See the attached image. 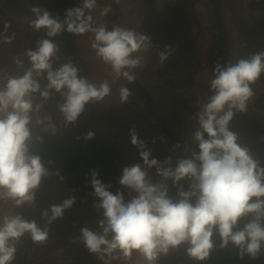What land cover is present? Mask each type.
Returning <instances> with one entry per match:
<instances>
[{
	"label": "clouds",
	"instance_id": "9594fccd",
	"mask_svg": "<svg viewBox=\"0 0 264 264\" xmlns=\"http://www.w3.org/2000/svg\"><path fill=\"white\" fill-rule=\"evenodd\" d=\"M96 10L105 17L112 7H101L98 0H80L61 19L46 8L32 6L34 18L29 27L43 35L34 49L22 54L27 66L21 55L12 57L20 74L0 69V264H13L25 236L34 244H46L50 226L77 202L71 194L41 209L40 222L16 211L36 206L44 179L52 175L61 182L65 179L59 169L50 171L54 161L46 166L33 151L34 144L43 143L35 130L55 135L60 126L75 125L89 105L111 95L113 83H133L135 70L145 67L144 54L159 48L143 32L98 22L93 14ZM10 27L4 22L0 44L15 41V32L8 35ZM64 33L91 34V49L110 69L106 78L97 82L81 75L73 57L62 54L56 40ZM174 51L171 45L158 51L159 63L164 65ZM221 60L213 62L209 95L194 113L197 127L184 142L175 166L172 156L154 157L133 128L130 143L140 160L122 169L118 183L124 190L113 192L112 184L102 182L96 169L87 174L93 189L88 195L93 197L98 219L94 228L81 227L75 242L83 244L101 264H158L180 249L196 264H204L217 251L234 250L240 260L259 259L264 254V160L231 128L234 117L247 112L255 96L254 85L264 76V51L225 63ZM131 95L127 86L119 87L122 104ZM53 100L59 123L45 114ZM94 137L95 132L89 130L83 139ZM180 148L178 142L171 151ZM169 181L176 189L174 194ZM6 207L10 210L4 211Z\"/></svg>",
	"mask_w": 264,
	"mask_h": 264
},
{
	"label": "trees",
	"instance_id": "16d2710c",
	"mask_svg": "<svg viewBox=\"0 0 264 264\" xmlns=\"http://www.w3.org/2000/svg\"><path fill=\"white\" fill-rule=\"evenodd\" d=\"M122 1L114 3L112 11L106 16L109 28L127 22L124 20L127 6ZM246 1L250 18L239 38L229 22L225 0H208L211 8L208 28L199 13L197 0L130 1L135 18L124 27L149 35L153 45H159L158 49L153 48L144 55L148 61V73L155 81L163 79L160 89L163 91L167 86L168 95H156L136 69L133 83L122 80V85L127 86L132 93L127 103L122 104L119 95L114 94L113 83L111 95L102 103L89 105L75 125L66 128L60 126L55 135L35 130V134L43 138V143L34 144L33 151L41 155L46 166L49 160L54 161L50 171L59 169L65 179L61 182L55 175L44 179L37 190L36 206L16 211L25 218H35L40 222L41 209L60 203L71 194L77 197V202L65 212L63 218L50 226L46 244H34L30 237H23L13 264H101L87 252L83 244L75 242L80 228H94L98 219V213L92 207L93 197L88 195L93 189L87 174L96 169L102 182L112 184L113 192L124 190L118 183L122 169L140 160L137 149L130 143V130L133 128L139 138L147 143L154 157L163 160L172 156L175 166L176 160L183 154L181 126H184L176 121L182 118L186 122H195L194 113L209 95L208 83L213 62L220 57H223L221 63L234 60L236 53L241 58L264 51V0ZM79 3L80 0H0V27L9 20L11 26H19L18 31L21 33L17 42L4 48L0 54V69L7 74H20L12 63V57L21 55L27 66V59L22 54L26 49H34L36 40L43 35L29 27V20L34 18L30 11L32 6L46 8L63 19L65 11ZM208 33L212 36L209 35L210 39L206 42ZM56 40L62 54L73 57L81 69V75L95 81L98 77L102 80L106 78L108 72L98 75L104 64L95 55L88 54L90 43L83 36L64 33ZM206 43L208 45L205 47ZM166 45H171L175 51L161 65L157 52L163 51ZM258 83L264 84V76L254 85L255 96L247 112L238 113L231 122V128L239 133L241 141L255 155L264 160V90H256ZM45 114L52 116L53 123L60 122L55 100L49 102ZM89 130L95 132V137L86 141L83 136ZM153 140L156 142L153 143ZM178 142L181 148L172 152L171 149ZM168 183L174 194L176 189L171 188V181ZM72 189H75L74 193ZM81 199L87 202L80 203ZM60 253L61 258H57V261L52 259L46 262L50 255L58 257ZM158 264L196 262L189 260L183 249H180L161 258ZM204 264H264V254L259 259L245 257L240 260L234 250L217 251Z\"/></svg>",
	"mask_w": 264,
	"mask_h": 264
},
{
	"label": "rangeland",
	"instance_id": "374dc122",
	"mask_svg": "<svg viewBox=\"0 0 264 264\" xmlns=\"http://www.w3.org/2000/svg\"><path fill=\"white\" fill-rule=\"evenodd\" d=\"M130 1L131 0H123L122 1V3L127 6V8H126V15L127 16L124 18V20H126L127 22H132L133 21L132 18H135V13L133 11H131V9H130V8H132ZM106 4H111V7H112V5L114 3L112 2V0H98L99 6L102 7ZM225 4H226L228 17H229V22L232 25V27L236 33V37L239 38L242 34V31L244 30V27L247 25L249 18H250L248 3L246 0H225ZM197 5H198L199 13H200L202 19L205 21V24L208 25L207 26V28H208L210 25V18H211L210 17L211 8H210V5L208 3V0H197ZM93 14H94V17L97 19L98 22L107 24V20H106L107 17L106 16L100 17L98 10L94 11ZM6 22L10 23L9 20H6ZM127 22H124L123 24H121V26L124 27L125 24H127ZM18 29H19V26L14 27L12 25L9 29V32H8V35H11L13 32L16 33V39L13 42L14 44L17 42V40L21 36V33L18 31ZM0 32H3L2 26L0 27ZM209 35L212 36L211 33L210 34L208 33L207 38L205 39L206 42H208L210 39ZM83 37L88 43H91V34H87ZM207 45L208 44L206 43L205 47ZM7 46H9V45L0 44V54H2L3 49L6 48ZM89 49H90V53L88 50V54L89 55H95L94 51L91 52L92 49H91L90 45H89ZM237 58H240L238 53H236L234 60ZM147 62L148 61L145 60V67L144 68L138 69L139 72L142 73V75L144 77V81H147V83L152 87V89L156 95H168L167 86H165V90H163V91L160 89L161 83L164 82L163 79H158L157 81H155L154 79L151 78L150 74L148 73V68L146 66ZM109 71H110V69L106 65H102L99 72H98V75L103 73V72H109ZM207 79H209V77ZM101 80L102 79H100L98 77L97 82H99ZM122 83H123L122 80L114 83V94L115 95H119V87L122 85ZM255 88L258 92H260V91L264 90V84L258 83ZM189 118L190 117H188L187 119H189ZM176 122L177 123L181 122L184 125V126H181L182 127L181 131H183L182 132V138H181L182 139L181 144L183 145L184 142L190 138L192 132L195 131L197 124H196V121L193 122L191 120H187V122H186L185 119H182V118H178ZM9 210H10V208H7V207L4 209V211H9ZM57 258H61V253L59 254L58 257H56L55 255H50L49 259L46 262H48L49 260H52V259H56V261H57ZM133 264H143V262L142 261H134Z\"/></svg>",
	"mask_w": 264,
	"mask_h": 264
}]
</instances>
